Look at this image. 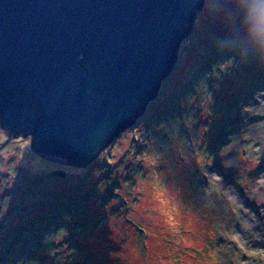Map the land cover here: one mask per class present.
Returning a JSON list of instances; mask_svg holds the SVG:
<instances>
[{
    "label": "rangeland",
    "instance_id": "374dc122",
    "mask_svg": "<svg viewBox=\"0 0 264 264\" xmlns=\"http://www.w3.org/2000/svg\"><path fill=\"white\" fill-rule=\"evenodd\" d=\"M257 2L206 1L195 33L183 43L177 68L152 109L174 87L177 90L194 66L204 61L203 67L194 71L188 93L178 99L181 106L174 107L177 102L167 106L174 107L175 115L170 109L166 125L149 138L146 125L154 126L148 120L151 113L145 118L149 124L138 121L85 171L65 174L64 181L57 174L69 165L34 153L31 137L2 148L0 264H82L87 258L108 264H264V48L250 33L248 17ZM219 41L241 45L226 48ZM213 44L216 48L210 52ZM230 102L236 106L227 109ZM224 123V136H217ZM142 145L148 148H139ZM141 151L148 156L143 158ZM180 152L183 162L178 161ZM163 154L179 167L174 177L167 162L157 160ZM137 159L143 161L145 177L136 188L141 200L135 203L136 197L128 196L134 209L115 200L99 209L97 218L94 213L87 228L74 229L67 227L72 213L66 209L56 224L44 223L40 232L50 250L34 255L41 249L33 229L74 184L82 177L88 178L87 187L117 180ZM193 166L197 169L192 182L185 179L181 186L171 185ZM181 213L185 215L180 224L176 219ZM81 216L83 222L86 216ZM95 219L99 227H93ZM201 250L212 252V259L197 260Z\"/></svg>",
    "mask_w": 264,
    "mask_h": 264
},
{
    "label": "water",
    "instance_id": "95a60500",
    "mask_svg": "<svg viewBox=\"0 0 264 264\" xmlns=\"http://www.w3.org/2000/svg\"><path fill=\"white\" fill-rule=\"evenodd\" d=\"M206 1L0 0L2 148L86 168L158 101Z\"/></svg>",
    "mask_w": 264,
    "mask_h": 264
},
{
    "label": "trees",
    "instance_id": "16d2710c",
    "mask_svg": "<svg viewBox=\"0 0 264 264\" xmlns=\"http://www.w3.org/2000/svg\"><path fill=\"white\" fill-rule=\"evenodd\" d=\"M219 43L221 44V46H225L226 48L228 46L241 45L237 41H228V42L219 41ZM215 48H216V44H213L210 47V52H213ZM247 50L249 51V49H247ZM250 52H252V51H250ZM203 62L194 66L193 71L191 73H188L189 77L185 76L186 79L183 81V83L177 87V90L174 89V88H176V87H174L173 90L169 94H167V97H165L163 99L164 102H162V98H161V104L157 105L156 106L157 108L154 107L152 109L153 104L149 106V108L147 110V114L145 116H143L141 118V120H139L140 124H142L145 120L147 121V124H149L148 120H150V124L154 125V126L146 125L147 128L149 127V129H148L149 134H148L147 138H149L151 136V134H153L157 130V128H159V126H161V124L166 125L167 117L170 116V109L172 110V112H174L173 115H175L174 107L178 106V104H179L178 99H180V97L182 95H185L188 93V87L191 85V82L193 80L192 77L196 73L194 71L203 67ZM183 99L184 98L182 97V100ZM175 102H177V103L175 104ZM230 103H232V104H230ZM230 103H229L230 105L229 104L226 105L227 109H230V108H233L234 106H236V104H233V102H230ZM173 104H175L174 107H172V108L167 107L168 105L173 106ZM179 105L181 106V104H179ZM218 109L219 108H217V110ZM227 109H226V111H227ZM219 111H223L225 114L224 110H219ZM149 113H151V114H149ZM148 114L150 115V117L147 120L145 118ZM181 129L183 131H185L183 128H181ZM226 129L227 128L225 127V123H224V126L221 129H219V130L217 129L219 131L217 136H224V132L226 131ZM211 131H216V130H213V127H212ZM139 148L145 149L148 147L142 145V147H139ZM154 151L155 150H153L152 153L154 155H157V153ZM192 152L195 153V150L193 148H192ZM141 153H142V151H141ZM152 153L149 155H152ZM182 154H183L182 152H180V156L177 154L179 162H183L182 161V158H183ZM142 156L144 158L148 155L142 153ZM161 157H162V159H161ZM161 157H159L157 159L158 162H160V163H163V161L167 162V164H168L167 165V171H169V174L172 177L177 175L179 172L178 171L179 167L173 163L172 159H168L166 157V154H163ZM106 160H108V159H106ZM186 161L187 160H185V162ZM142 162H143L142 160L140 161L137 159L133 163H131L128 166L127 170L125 171L124 177H122L121 174H119L117 180L116 179H110L109 181H106V182L105 181H102L100 183L98 182L95 186H93V184H92L90 187H87L86 185L88 184V178L82 177L81 182L74 184L73 189L70 190L69 194L57 206L52 208L49 215L45 217V221L41 222L40 224L37 225L36 228L33 229L32 236L34 235V238L36 236L38 237V240H39L38 245L40 246V249H41L38 251H34V255L36 256V254L38 252L39 253L46 252V254H47V251L50 250V247L48 244H47L48 245L47 247L44 246L45 243L43 242V239H42L43 236H40V232L42 231V229L46 228V227H44V223L48 226L51 224H56L59 221L58 217H60L62 211L66 210V209H71V211H70V213H72L71 219H70L69 223L67 224V227L71 228V229H74L76 227H78V228H85L86 227L87 228V223L89 222V220L91 219L93 214L96 213V218H97L98 217L97 214H98L99 209H101V210L104 209L105 206H107L110 202H114L115 200L120 204L121 207L125 206L129 209H134L133 206L129 205L130 201L128 200V196H135L136 197L134 200L135 203L138 200H141V195H140V193H136V188L139 184L138 182L145 177V174L142 172ZM57 167L59 169L58 165H57ZM60 168L62 169V167H60ZM67 168H68V170L62 169V171L67 176H70V177L73 175H76V173L78 171L84 170L83 168H76V167H72V166H68ZM196 169H197V167H194V169L190 168V170H188L186 173L184 172L183 174H181L182 177H180V178L176 177L175 180L172 179L173 183L171 185L177 187V186H181L182 183L185 182L186 180L189 182H192V179L190 177L193 176L192 174L194 172H196ZM48 176L52 177V174H50ZM64 180H66V179H62V178L60 179V181H64ZM71 183H72V181H71ZM102 183L104 184L103 188H101ZM162 184H164V183H162ZM165 186H166V184H165ZM117 189H119V190L117 191ZM194 189L196 190V186L191 187V190L194 191ZM30 192L31 191H29L25 194L28 195ZM101 200H103V203H101L98 206L97 203L102 202ZM185 212L189 214L188 208L185 209ZM177 213H179V212H177ZM81 215L86 216V219L83 222L81 221V218L83 217ZM184 215H185V213L179 214L178 219H176L178 221V223H180L179 220L181 218H183ZM94 223L95 224L93 227H99L100 223L96 222V219L94 220ZM177 224H175V226ZM175 226L173 228H175ZM42 227H44V228H42ZM140 228H143V227L140 226ZM145 233H146V231H145ZM187 234H190V233L187 232ZM53 246H55V243L53 244ZM53 248H55V247H53ZM29 252H32V250H30ZM50 255H51V253H50ZM203 258H207V259L211 260L212 259V252H208V251H204V250L197 252L196 259L201 260ZM173 262H174V264H183L180 261H173ZM82 264H108V263L104 259H98V260L94 261L90 258H87Z\"/></svg>",
    "mask_w": 264,
    "mask_h": 264
},
{
    "label": "clouds",
    "instance_id": "9594fccd",
    "mask_svg": "<svg viewBox=\"0 0 264 264\" xmlns=\"http://www.w3.org/2000/svg\"><path fill=\"white\" fill-rule=\"evenodd\" d=\"M248 17L251 21L250 33L264 48V0H258L249 8Z\"/></svg>",
    "mask_w": 264,
    "mask_h": 264
},
{
    "label": "flooded vegetation",
    "instance_id": "af4514ba",
    "mask_svg": "<svg viewBox=\"0 0 264 264\" xmlns=\"http://www.w3.org/2000/svg\"><path fill=\"white\" fill-rule=\"evenodd\" d=\"M0 132H1V134L3 135V138H2V140H0V155H1V153H2V143L4 142V140L6 139V135H5V133H4V130H3V128H2V126H1V122H0ZM0 162H1V158H0ZM0 176H1V171H0ZM29 191V190H28ZM27 191V192H28ZM26 192V193H27Z\"/></svg>",
    "mask_w": 264,
    "mask_h": 264
},
{
    "label": "bare ground",
    "instance_id": "6f19581e",
    "mask_svg": "<svg viewBox=\"0 0 264 264\" xmlns=\"http://www.w3.org/2000/svg\"><path fill=\"white\" fill-rule=\"evenodd\" d=\"M72 167H74V166H72Z\"/></svg>",
    "mask_w": 264,
    "mask_h": 264
}]
</instances>
